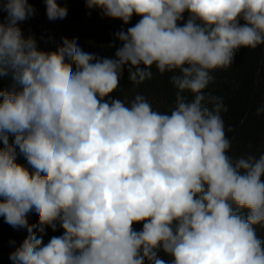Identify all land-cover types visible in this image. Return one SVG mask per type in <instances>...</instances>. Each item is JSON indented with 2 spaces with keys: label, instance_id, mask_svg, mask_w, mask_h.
I'll return each instance as SVG.
<instances>
[{
  "label": "clouds",
  "instance_id": "1",
  "mask_svg": "<svg viewBox=\"0 0 264 264\" xmlns=\"http://www.w3.org/2000/svg\"><path fill=\"white\" fill-rule=\"evenodd\" d=\"M84 3L131 25L112 57L76 37L41 49L20 27L29 0H0V218L27 232L12 264H264V153L229 154L228 108L210 90L240 49L264 45V0ZM153 67L170 74L168 112L112 95L125 70L139 85ZM48 228L62 234L45 242Z\"/></svg>",
  "mask_w": 264,
  "mask_h": 264
},
{
  "label": "trees",
  "instance_id": "2",
  "mask_svg": "<svg viewBox=\"0 0 264 264\" xmlns=\"http://www.w3.org/2000/svg\"><path fill=\"white\" fill-rule=\"evenodd\" d=\"M36 9L30 19L20 23L25 36L34 34L41 49H55L62 36L78 39L79 46L89 53L102 57H112L114 49L108 44L113 40V34L122 27L119 20L102 17L99 10L89 12L84 0H58L66 6L68 14L64 19L50 21L46 16L44 0H29ZM6 15V14H5ZM138 17H134L132 24ZM32 25V32L28 33V24ZM41 37L47 38L41 39ZM118 43V42H117ZM153 77L139 85L131 83L125 70L118 88L112 95L116 98L130 102L137 93L143 94L153 108L168 112L175 102V89L169 82L170 74H159L153 67ZM215 83L210 85L214 95L223 98L228 111L222 113L225 127L231 128L227 132L231 140L229 154L240 156L252 152L259 156L264 153V114L257 115V108L264 104V45L256 49L242 48L236 54L233 65L228 70H216ZM7 78L0 81V87H8ZM18 162L27 166L23 156H18ZM37 215H29V222L35 223ZM134 227L139 230L142 225ZM48 240L53 235H61V231L53 232L46 229ZM257 235L264 238V227L256 226ZM27 232L25 229H13L0 218V264H12L9 254L23 241Z\"/></svg>",
  "mask_w": 264,
  "mask_h": 264
},
{
  "label": "rangeland",
  "instance_id": "3",
  "mask_svg": "<svg viewBox=\"0 0 264 264\" xmlns=\"http://www.w3.org/2000/svg\"><path fill=\"white\" fill-rule=\"evenodd\" d=\"M27 32L28 33H31L32 32V25L29 23L28 24V29H27ZM48 240H45V242H47Z\"/></svg>",
  "mask_w": 264,
  "mask_h": 264
}]
</instances>
